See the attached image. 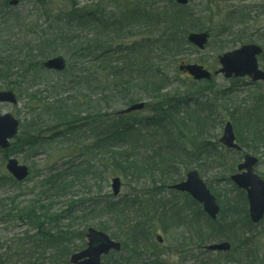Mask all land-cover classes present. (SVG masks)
<instances>
[{"label": "rangeland", "instance_id": "1", "mask_svg": "<svg viewBox=\"0 0 264 264\" xmlns=\"http://www.w3.org/2000/svg\"><path fill=\"white\" fill-rule=\"evenodd\" d=\"M10 1H18V5L10 6ZM169 3V0H45V4H42L40 0H0V25H2L1 21L9 22L14 21L12 19L15 18H21L17 30L2 34L0 66L13 65L12 61H3L1 57L6 58L5 56L11 53L10 55H13L12 57L18 63L19 49H24L25 53L29 54L32 48L41 45L49 37V40L55 39L56 42L65 43L66 47L63 49L56 43L57 52L54 56L64 57L67 60L68 69L59 76L54 72L38 74L35 71L27 76L22 75L24 73L22 71H19L17 75L14 71L0 74V92L7 90L14 92L18 102L16 105L0 104V115L10 114L20 123V135L12 143L13 146L17 145L16 149L0 152V185L3 184V187L0 186V203L8 202L5 209L0 208L2 211L0 214V241L4 243L3 248H0V264H42V261L38 260L37 253L24 261L20 257L14 256L17 251V249L13 250L14 243H16L14 240H27L26 232L28 230L32 232L30 225L22 222L17 217L16 211H12L14 204H11V201L14 198H16L14 201L16 206L20 207H24L28 202L39 200L38 205L46 206L50 216L56 215L59 218L58 221L51 219L44 226L54 235H58L60 230L83 235L92 227L99 230L105 228V232L113 240L120 242L115 236L119 233L114 222L111 221L113 215L102 208L108 207L107 205L113 202L119 205L125 204L127 208L124 209L129 210L128 213L140 211L142 207L140 209L135 205L129 207V203L133 201L132 197L140 200L148 196V192L156 194V187L162 186L160 180L164 175L167 176L170 186L173 185L172 181L174 180L185 181L187 173L196 170L218 200L221 208L224 207L226 211L231 208L230 215L235 217L238 222L231 230L234 233L238 232V240L235 241L238 252L241 255H246L247 252L242 249L247 246V238H253L256 241L253 249L258 252L260 258L264 259V221L252 229L246 227L248 223L244 217L246 213L249 216L248 204L243 207L242 200L244 202L245 195L235 188L230 178L237 169L238 163L242 162L243 156L241 155L245 152L260 159L255 173L264 179V154L261 151L264 147L257 150L251 142L247 143L244 140L248 136L245 122L241 120L234 125L235 135L238 137L237 143L240 139V143L245 147L244 152L240 154L227 153L224 160L210 159L204 155L201 158H196V153H201L204 148L199 144L201 140L207 138V141L215 145L216 141L222 137L225 122L230 121L233 124L223 112L217 114L224 118L223 127L220 125L217 128L212 127L210 133L203 136L199 135L196 126H193L194 122L190 120L184 121L183 124L179 123L182 128L180 131L184 134L183 139L176 137L174 125L169 126L166 121L162 127L149 126V121L154 114L152 104H157L161 98L173 101V106H177V108L172 107L173 113L182 119L184 111L190 112L196 108L195 99L184 100L186 96L196 97L187 95V91L194 88L195 91H198L196 93L201 92L206 96L209 95L207 90L209 87L206 82L194 81L190 76L180 72L181 66L193 64L203 66L213 75L220 69L219 57L241 47L239 42L243 39L247 43H255L264 49V0H190L189 6L183 8L182 11L184 15L192 13L191 20L196 26H199V30H204L202 33L209 34L210 43L205 50H197L191 45L182 48V54L170 57H162L159 53L143 52L144 54L137 60L129 57L128 54L131 53L123 52L148 38L149 23L146 22V10L153 7L152 11L155 14L165 15L166 11H173V5ZM75 6L78 9L76 15L81 13L88 17L82 18L81 24L73 19L75 14L72 10ZM136 7H139L140 11L128 14V11L135 10ZM93 11L97 12L91 15L90 13ZM138 14L139 16L141 14L140 18L136 17ZM105 21H118L123 24L124 28L121 30L108 29L105 27ZM146 23H148L147 29ZM164 27L162 22L159 29L163 30ZM104 30L105 35L112 38L105 43L111 54L102 57L104 52L96 49L94 56L96 55L97 59L93 62L91 55L85 59L79 57L74 49L75 43L85 42L86 39L92 40L97 36V33ZM193 32L196 33V31ZM9 39L11 43L6 46L9 49L2 47L4 42ZM37 53L38 51L34 50L33 56L36 61L41 59H38ZM159 56L162 59H155ZM143 61L145 63L149 61L150 65H144ZM27 66L30 67L29 64ZM259 66L264 70V57L260 58ZM3 70L0 68V73H4ZM163 78H166L167 81L165 84H161L162 88L158 95H153L151 91L146 90L148 86L145 84L156 83ZM240 80H235L238 81L235 82L228 81L223 76L214 77L212 88L217 87L225 91L229 87H238L241 90L240 97H237L239 101L246 98L247 95L264 94V83L252 85L248 78ZM20 83L21 86L18 87ZM177 92H180L181 96L177 95ZM173 97H176V100ZM177 97L180 98L177 99ZM209 98H211L210 95ZM59 100L62 103L68 102L70 108L67 107L69 109L65 110L66 113L73 114L74 110H78L74 113L75 115H79L82 119L88 117V120L93 123L102 119L112 120L116 115L121 116V112L134 104L144 103L150 109L146 108L144 111L134 114L139 122L134 127V134L127 138V142L124 141L120 144L113 142L112 150L110 149L107 155L103 152L109 149L106 147L89 155L88 159L91 160L94 167L90 171V176L76 181L75 187L68 194L59 192L62 195L57 197L46 195L45 192L49 188H45L42 185L43 182L51 176L52 172L57 175L58 172L67 171L73 164L79 166L82 160H87L80 149L95 142V135L92 133L95 126H90L92 129L90 131L86 126H82L70 137L66 135L62 138L58 137V142L51 149L42 150L35 156L18 149H20L19 144H22L21 141L25 138L23 125L35 123L39 126L43 125V129L49 126L44 135L46 137L53 134L60 135L64 131L63 128L47 125L50 123L47 121L51 115L44 111L47 104L54 105ZM185 102L187 103L185 104ZM76 104L78 105L76 106ZM196 114L198 115V113ZM82 124L86 125L87 122L79 125ZM96 128L98 129V126ZM102 129L104 130L105 127ZM251 130L254 131L253 128ZM175 141L178 143L176 144ZM216 147V151L224 152L219 143ZM122 155L128 161L127 167H131L132 162H138L137 168H131L127 177L121 176L115 162V157ZM10 159H16L21 165L30 168V178L20 185L15 186L12 183L14 178L7 171L6 164ZM113 178H120L122 183L121 194L118 197L112 194L111 181ZM172 192L166 188L165 191L157 194V197L171 198ZM176 195L178 199L173 201L174 203L187 206L192 202L182 194L177 193ZM197 210L198 207L192 205V211ZM226 216L227 214L223 211L218 224L222 223ZM200 222L206 226L209 221L206 216H201ZM181 230L177 232L170 230L165 235L158 227L156 237L157 235L162 236L164 242L158 243L155 239V243L166 248H163L162 251H167L172 238L177 237ZM203 232L209 234L207 226ZM210 237L208 245L226 241H216L213 235ZM29 243L32 242L27 240V248L33 246ZM86 243V238L83 241L79 239L72 241L70 249L73 251L67 260L69 261L72 254L83 251ZM232 245L234 246V242ZM204 250L199 251L196 246H190L189 256L185 258L174 256L171 258L170 264H241L235 260L229 261L230 254H217ZM47 251L51 250L48 248ZM51 255L52 253L50 258ZM150 255L152 253L148 252L147 256L150 257ZM170 255L172 256L171 253ZM43 259L45 261L46 256ZM108 263L109 260L104 261V264ZM46 264L54 263L51 260Z\"/></svg>", "mask_w": 264, "mask_h": 264}, {"label": "trees", "instance_id": "2", "mask_svg": "<svg viewBox=\"0 0 264 264\" xmlns=\"http://www.w3.org/2000/svg\"><path fill=\"white\" fill-rule=\"evenodd\" d=\"M40 1L42 4H45V0ZM169 2V4L173 5V11H166L165 15H161V13L155 14V12L152 11L153 7H150L148 10H146V22H148L149 25L148 23H146L145 26L147 29L148 25V38L133 45L127 51H123L126 54L131 53L128 54L129 57L131 56L137 60L138 58H141L142 54L148 52L159 53L162 55V57L180 55L183 53L182 48L191 46L189 44V41H187L190 33L193 31H196V33H201L202 31H204L199 30V26H196L195 23L191 20V17L193 15L192 13H189V15L183 14L182 9L185 7L177 6L170 0ZM72 11L74 12L73 14H75L73 19L77 20V22H79L80 24L82 23V18H88L85 15H81V13L79 15H76V12H78L76 6ZM133 11H140L139 7H136L135 10L131 9V11H128V14H132ZM96 12L97 11H93L90 14L93 15ZM140 16L138 14L136 17L140 18ZM12 20L14 21H1L2 25H0V27H2L3 29L0 28V31H2V33H0V43L3 40V33H9L17 30V26L21 18H15ZM162 22L165 27L163 30H160L159 26ZM104 24L106 28L112 30H115V28H117V30H121L124 28L123 24L118 21H105ZM96 35L97 36H95L92 40L86 39L85 42L79 41L75 43L74 49L76 50V53H78L77 55L79 57L85 59V57H90L91 55L93 57V62L95 59H97V56H94L96 49H98V51L104 52V55H102V57H106L107 55L111 54V51L108 50L105 43L109 42V40H112V38L105 35V30L103 32L97 33ZM10 43L11 41L9 39L4 42V46L2 47L9 46ZM56 43L61 45V49L66 47L65 43L56 42L55 39L49 40L48 37L45 41L42 42L41 45L39 44V46L34 47L35 49L32 48L29 54H26L24 49H19L20 52L18 63L14 60L15 58L12 57L13 55H10L11 53L7 54L5 56L6 58L1 57L3 61H12L13 65L10 63V66H7L8 64H6L5 66H0V68L4 69L3 71H5L4 73L0 74H6L9 71H14L17 75L19 71H22L24 72L22 75L27 76L32 71H35L36 73L38 72V74L49 72L44 68L43 65L46 59L55 57L54 55L57 52V49L55 47ZM6 48L9 49L8 47ZM34 50L38 51L36 56H38V59H41L37 61L36 59H34ZM155 59L159 60L162 58L159 56V58ZM146 62L147 63L143 61L142 63L144 65H150L149 61ZM28 64L30 65V67L27 66ZM66 71H68V69H66L65 72ZM56 74H58L59 76L61 73ZM70 77H72V75H70ZM166 81V78H163L156 83H147L145 84L146 86H148L146 90L148 92L151 91V94L153 95H158L162 88L161 84H165ZM212 81L206 82V85L209 87L207 88V90L209 91L208 94L211 96V98H209V95L206 96L204 93H196L198 91H195L194 88L193 90H189L186 92L187 95L196 96L193 98H191V96H186V98L183 99L186 101H189V99H195L196 104L194 105L196 108L194 109L197 111H184L182 119L180 117H177V114L174 115L173 108H177V106H173V101L170 102L167 99L161 98V101H159L157 104H152L153 107H156V113L149 121V126L162 127L166 121L169 126L174 125L175 127H179L180 129H182L179 123L182 122L183 124L184 121L190 120L194 122L193 126H196L199 135L203 136L204 134L210 133V128H217L219 127V125L221 127L223 126L222 124L224 122V118L217 115L218 113L223 112L228 116V118L233 122L234 125L235 123H239V121L241 120L245 122L247 126L248 136L244 140L247 143L251 142V144L254 145L257 150H259L260 147H264V123H261L264 122V97L260 94H257V96L247 95L246 99L239 101V98L237 97H240V88L229 87V89L222 91L217 87L212 88L214 84ZM20 86L21 83L18 85V87ZM177 95L181 96L180 92H177ZM178 98L180 97H177V99ZM173 99L176 100V97H173ZM186 103L187 102H185V104ZM77 105L78 104H76V106ZM76 106L73 107L76 108ZM67 107L70 108L68 102L62 103V101L60 100L59 102H55L54 105L47 104L44 107V111L51 115V117L47 121L50 123L47 125H54L63 128L64 131L60 133V135L53 134L50 137H46L44 135L46 134L45 132L48 131L49 126L43 129V125L39 126L35 123H31L25 126L23 125L22 128L25 138L21 141L22 144H19L20 149L18 150L26 151L27 154L35 156L37 153L42 152V150L51 149L53 145L58 142V137L62 138L65 135L70 137L74 135L77 129L82 126H86L89 131L92 130L90 126H95V129H97L96 127L98 126V129H93L92 132L95 135V142L93 144L86 145L85 147L83 146V148L80 149V152L84 153V155L87 157V160H82L79 166L73 164L70 168H68L67 171L62 173L58 172L57 175H55V172H52L50 174L51 176L43 182L42 185L47 189L49 188L48 191L45 192L47 196L49 194V196L53 195L58 197L59 195H62L60 193L68 194L69 191L73 187H75L74 184L76 181L90 176V171L94 167L91 163V160L88 159V156L92 155L93 153L99 152V150H102L105 147L109 148L103 151L107 155L108 152H110L111 147H113V142L117 144L123 143L124 141L127 142V138L131 134H134V127L139 122V120L135 118L134 114H131L130 116L116 115L112 120L106 121L102 119L97 123H93L92 121L88 120V117L82 119L79 115H75L74 113L78 112V110H74L73 114L66 113L67 111L65 110L69 109ZM196 113H198V115ZM83 122H87V124L79 125ZM102 127H105V129L103 130ZM251 128H253L254 131L251 130ZM180 134L184 138V134L182 132H180ZM175 143L177 144L176 141ZM217 145V141L215 145H213V143L210 141H206L203 146L204 148L202 149V152L196 153V158H201V156L204 155L205 157L210 159L218 158L219 160H224V156L230 152L216 151ZM16 147L17 145L14 144L11 149H16ZM261 151L264 154L263 148ZM124 158L126 157L123 155L121 157H115V162L117 163L118 171L122 174L121 176L127 177L128 173L131 172V168H137L138 162H132L131 167H127L126 163H128V161ZM160 181L162 182V186L156 187V194L148 192V196L140 200L136 197H132L133 201L129 203V207L131 205H133L132 207H134V205L138 206L139 209L142 207L140 211L128 213L129 210L124 209L127 208L125 207V204L121 203V206L113 202L112 204L107 205L108 207L102 208V210H106L107 213L113 215L111 216V221L114 222V226L119 233L118 235L115 234V236L116 238H118V240H120L123 247L121 253H113L109 256L110 259H105L109 260L108 264H170V260L174 256H176L177 258H185L189 256L190 251L188 250L190 246H196L199 251L204 249L208 242H210L211 235L215 236L216 241L226 240L232 243L234 242V246L231 251L232 253L228 256L229 261L235 260L241 264H264V259L260 258L258 252L253 249L254 245L256 244V241H254L255 239L253 238H247V246L242 249L247 252L246 255H241L238 252L235 242L238 240V232L234 233L233 231H231L234 229V226H236L238 222L235 217H232L230 215V212L232 211L231 208L226 211L223 207L222 210L227 214L226 218L223 219L222 223L220 224H215L209 221L206 225L209 234H205V232L203 231L206 226L202 225V222H200L201 216L205 215L200 207L197 206V204L193 201L190 204H187V206H181L179 203H174L173 201H176L178 199V196L176 195L177 192H172L173 196L171 198L157 197V194H159L161 191H165V189L169 187L167 176L164 175V177ZM182 181L183 180L179 179L172 181V183L175 184ZM12 183L15 186L20 185V183L15 182V180H12ZM0 186L3 187V184H1ZM15 200L16 198L12 199L11 201V204H14V208H12V211H16V214H18L17 217L21 219L22 222L30 225L29 227L32 229V232L30 230L26 232V239L30 240L32 243H29V245L33 246H29L27 248V240H14V242L16 241V243H14L13 250L16 251L17 249L14 256L18 258L20 257L24 261L28 260L34 253H37L38 260L42 261V264H46L47 261L51 260L54 264H70L67 260V257L73 251L70 249L72 241L76 239L83 241L85 239L83 235H75L72 231L62 230H60L58 235L52 234V231H47L44 226L46 222H49L51 219H53V221H58L59 218L56 215L50 216L46 206L38 205V203H40L39 200L33 201L31 203L28 202L24 207H20L19 205L16 206L14 202ZM6 203L8 204V202ZM6 203H0V208L3 207L5 209L7 206ZM192 205L198 207V210L192 211ZM242 205L243 207H246V199L244 200V202L242 200ZM169 207H171V209H168ZM1 212L2 211H0V214ZM126 212L127 214H124ZM244 220H246V222L248 223L246 225L248 229L254 228V225L249 220L247 213L244 217ZM158 227L165 235H167L170 230H175L177 232L178 230L182 229L178 233L177 237L172 238V242L170 243L171 245L168 246L167 251H162V249L165 247H161L160 245L155 243L156 229ZM100 230L105 231V228ZM3 245L4 243L0 241V248H3ZM48 248L51 250L50 252L47 251ZM148 252L152 253L150 257L147 256ZM51 253L52 255L50 258ZM170 253L172 254V256L170 255ZM44 256H46L45 261L43 259ZM65 260H67V262H65ZM110 261L112 262L110 263Z\"/></svg>", "mask_w": 264, "mask_h": 264}, {"label": "water", "instance_id": "3", "mask_svg": "<svg viewBox=\"0 0 264 264\" xmlns=\"http://www.w3.org/2000/svg\"><path fill=\"white\" fill-rule=\"evenodd\" d=\"M180 6H188L190 0H173ZM10 5L17 6L18 1H11ZM190 44L196 46L200 51L204 50L209 43V35L207 33H192L188 37ZM263 53V50L258 46H244L232 53L224 54L219 58L222 69L216 74H222L226 79H237L249 77L252 81H264V72L259 69L257 57ZM44 67L50 71L59 73L66 69V60L64 57H54L47 61ZM188 73L193 76L195 81L210 80L211 73L205 68L198 65L181 66L180 72ZM0 103H9L16 105L17 98L14 92L1 91ZM130 109L123 112L128 115L132 112H139L144 109V104L133 105ZM20 123L10 114L0 115V151L11 147L10 143L18 136ZM221 139V143L233 150L241 149L236 145V135L234 134L233 125L226 124V128ZM258 159L253 156H246L245 162L239 165V174L232 176L237 188L246 191L249 201L250 220L254 224H259L264 217V180L254 173V168L258 164ZM7 170L12 177L19 182L25 181L29 177V167L20 165L15 159H11L7 163ZM113 193L115 196L120 194L122 183L119 178L112 180ZM170 190L188 193L195 201L203 206V210L212 219L216 220L220 213V207L217 200L207 188V185L200 179L197 171H192L187 174L186 182L176 184L170 187ZM88 243L87 249L81 253L72 255L71 264H103V257L108 256L111 252H119L122 250V245L116 240H112L105 232H101L95 228H90L86 234ZM160 243L163 242L162 237H158ZM214 252H229L231 246L229 243H221L220 245H210L207 248Z\"/></svg>", "mask_w": 264, "mask_h": 264}, {"label": "flooded vegetation", "instance_id": "4", "mask_svg": "<svg viewBox=\"0 0 264 264\" xmlns=\"http://www.w3.org/2000/svg\"><path fill=\"white\" fill-rule=\"evenodd\" d=\"M244 40V39H243ZM238 41L242 46L241 47H239V48H236V49H240V48H243L244 46H258V47H260L262 50H263V53L260 55V56H258L257 57V60H258V66H259V63H260V58H262V57H264V49L260 46V45H257V44H251V43H247V41L246 40H244V41ZM236 49H233V51H235ZM259 69L261 70V71H263L264 72V70H262L261 68H260V66H259ZM245 78H248L250 81H251V84L252 85H256L257 83H264V81H256V82H254V81H252L249 77H245ZM245 78H243V79H245ZM241 91V90H240ZM239 91V92H240ZM260 95H262L263 97H264V94H260ZM247 97V96H246ZM244 99H246V98H244ZM236 137H237V135H236ZM237 139H238V137H237ZM239 141V143H240V139L238 140ZM241 150L242 149H238V150H235L236 152H234V151H230V150H228L230 153H236V154H240L241 153ZM241 156H243V159L246 157L245 155H241ZM240 164V163H239ZM239 164H238V169H239ZM237 169V171L236 172H233L232 174H235V173H239V172H241V171H239ZM264 221V220H263Z\"/></svg>", "mask_w": 264, "mask_h": 264}]
</instances>
